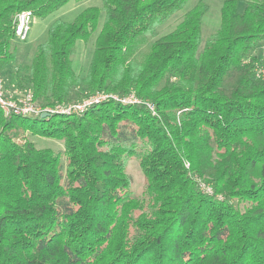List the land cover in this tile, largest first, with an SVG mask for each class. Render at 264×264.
<instances>
[{"label": "trees", "instance_id": "16d2710c", "mask_svg": "<svg viewBox=\"0 0 264 264\" xmlns=\"http://www.w3.org/2000/svg\"><path fill=\"white\" fill-rule=\"evenodd\" d=\"M70 1L0 0L1 74L16 60L17 14L45 18ZM187 1L104 0L57 19L29 65L13 70L6 88L32 91L43 108L98 92L139 102L46 117L0 108V264H264V79L254 71L264 0H244L243 11L223 0L205 43V0L157 37ZM97 30L81 75L77 41ZM27 133L64 148L38 147ZM132 158L145 176L140 195Z\"/></svg>", "mask_w": 264, "mask_h": 264}, {"label": "rangeland", "instance_id": "374dc122", "mask_svg": "<svg viewBox=\"0 0 264 264\" xmlns=\"http://www.w3.org/2000/svg\"><path fill=\"white\" fill-rule=\"evenodd\" d=\"M199 0H188L184 5L183 9L174 14L166 23L158 28V35L162 36L170 31H172L176 26L181 22L184 14L192 9ZM210 9L205 14L203 18V43H205L206 39L210 38L213 33L219 28L221 23V7L223 4V0H205ZM104 0H71L66 5L61 7L59 10L49 14L45 18H40L34 16L31 22V30L29 36L26 41H19L17 39L14 40L12 48L16 51V60L9 68L2 72L4 76V80L7 83L11 73L17 67L24 68L29 65L31 62L33 55L36 51L37 46L40 43L46 41L48 36V31L51 25L57 20L62 19L65 21H73L78 14L83 11L87 7L98 6L102 7ZM246 7V2L241 0L239 3V10L243 11ZM105 20V12L102 11L101 16L99 18L98 29H101ZM97 32L89 39L86 43L83 40L77 41L76 51L72 56L73 59V67L74 69L81 75H85L88 67L90 65L95 39ZM264 42L261 44V46ZM260 49V48H259ZM258 49V51H259ZM28 139L34 141V143L38 147H51L54 150H62L63 143L61 141H57L53 138L41 137V136H33L30 133L26 134ZM128 173L132 176L133 185L132 190L135 195H140L144 189L145 185V176L143 170L140 166L139 161L136 158L129 159L127 161Z\"/></svg>", "mask_w": 264, "mask_h": 264}, {"label": "built area", "instance_id": "2783aa9c", "mask_svg": "<svg viewBox=\"0 0 264 264\" xmlns=\"http://www.w3.org/2000/svg\"><path fill=\"white\" fill-rule=\"evenodd\" d=\"M33 17L34 14L32 10L29 9L23 10L17 14L14 25L15 39L19 41L27 40L31 30ZM258 53L259 59L255 63L254 71L257 78L264 79V44L260 46ZM110 98L117 101L121 100L126 103L139 102L133 94L120 97L119 95L113 93L98 92L79 101H74L65 105L58 104L56 106L43 108L34 100L32 91H21L18 89L11 90L6 88L5 80L0 73V108L7 116L14 114L23 117H37L43 115L44 113H59L66 115L81 114L87 111L90 106ZM200 186L205 192L209 194L213 193V188L208 183L200 181Z\"/></svg>", "mask_w": 264, "mask_h": 264}, {"label": "water", "instance_id": "95a60500", "mask_svg": "<svg viewBox=\"0 0 264 264\" xmlns=\"http://www.w3.org/2000/svg\"><path fill=\"white\" fill-rule=\"evenodd\" d=\"M49 115V113H44L43 114V117H46V116H48Z\"/></svg>", "mask_w": 264, "mask_h": 264}]
</instances>
